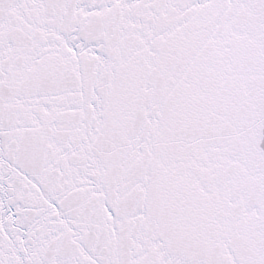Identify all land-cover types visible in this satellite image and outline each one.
Returning a JSON list of instances; mask_svg holds the SVG:
<instances>
[{
  "label": "snow or ice",
  "instance_id": "1",
  "mask_svg": "<svg viewBox=\"0 0 264 264\" xmlns=\"http://www.w3.org/2000/svg\"><path fill=\"white\" fill-rule=\"evenodd\" d=\"M0 264H264V0H0Z\"/></svg>",
  "mask_w": 264,
  "mask_h": 264
}]
</instances>
